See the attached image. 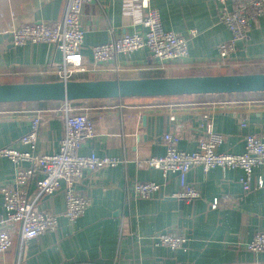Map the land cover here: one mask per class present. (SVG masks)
Masks as SVG:
<instances>
[{
	"label": "crops",
	"instance_id": "1",
	"mask_svg": "<svg viewBox=\"0 0 264 264\" xmlns=\"http://www.w3.org/2000/svg\"><path fill=\"white\" fill-rule=\"evenodd\" d=\"M150 5L158 10L166 30L181 34L197 31L188 42L185 57L161 61L147 49H139L119 54L110 63L89 65L73 79L264 72V16L236 40L235 52L221 60L216 47L232 34L219 21L215 0H150ZM65 10L66 0H0V80H57L54 69L60 52L47 42L15 46L10 31L32 21L60 20ZM80 27L81 53L87 65L92 45L106 42L112 35L144 30L133 23L123 0L84 4ZM114 63L118 72L112 70ZM60 105V101L0 103V147L28 149L17 141L29 128L30 118L40 115L36 151L56 152L63 135ZM73 105L82 109L95 127L94 136L78 152L116 156L125 162L82 172L75 189L87 196L88 205L74 222L61 215L63 193L38 195L32 179L27 188L29 199L36 209L57 214L58 227L21 244L14 224L11 246L0 255V264H13L18 257L25 264H264V250L250 251L245 246L256 231H264V163L254 169V178L263 179L262 187L246 195L239 182L240 169L214 167L204 172L193 165L186 181L197 188L200 197L190 201L174 195L180 191L177 173L163 175L160 169L136 164L137 159L164 154L161 136L177 124L178 147L195 150L205 114L211 116L214 130L223 135L219 151L242 152L247 133L261 134L264 141V92L87 99L73 101ZM241 120L246 124L242 128ZM12 175V162L0 157V187L10 183ZM145 181L159 183L160 190L149 198L136 197L133 185ZM215 197L218 206L211 208ZM2 213L0 193V217ZM164 230L185 233L189 238L185 249L154 245L150 236Z\"/></svg>",
	"mask_w": 264,
	"mask_h": 264
},
{
	"label": "built area",
	"instance_id": "2",
	"mask_svg": "<svg viewBox=\"0 0 264 264\" xmlns=\"http://www.w3.org/2000/svg\"><path fill=\"white\" fill-rule=\"evenodd\" d=\"M90 1L93 0H66L62 19L32 21L13 28L10 31L11 43L15 46L26 42L50 43L61 54L54 69L56 78L67 81L74 80L76 73L87 71L89 65L91 68L97 64L110 63L116 61L119 54L129 55L139 49H147L161 61L183 58L188 54L189 40L197 34L194 29H190L187 34L166 30L158 10L151 7L150 0H123V7L133 15V23L140 24L144 30L112 35L106 42L92 45L91 59L87 65L81 53L83 31L80 27V16L83 5ZM215 1L218 5L219 21L232 34L229 40L216 47L220 59L225 60L235 52L236 40L244 37L251 24L264 16V0ZM112 70L118 72L119 66L114 63ZM59 112L63 115V135L56 152L36 151L40 115L30 118L29 128L17 141L28 149L20 150L12 145L0 147V157L8 158L13 164L11 182L0 187L3 208L0 217V255L11 246V230L14 224L18 225L21 244L58 227L57 214L36 209L34 201L29 199L27 188L32 179L38 195L51 196L58 191L63 193L65 208L61 215L74 222L84 214L88 205L87 196L75 189L82 172L96 171L125 162L124 158L97 155L94 152L80 154L78 150L81 145L95 134L94 124L82 109L73 105V101H61ZM202 119L195 150L186 151L178 147L180 124H177L161 136L165 147L164 154L137 159L136 164L160 169L163 175L167 172L177 173L180 191L174 195L187 201L200 197L197 188L186 181V174L193 165H199L204 172L214 167L240 169L242 174L239 182L243 195L254 188L262 187L263 179L259 176L254 178V169L264 163L263 136L257 133L245 134L244 150L240 153L219 151L217 148L224 141L223 135L214 130L209 114H205ZM245 125L244 120L239 122L241 128ZM132 189L136 197L149 198L160 190V184L154 181L136 182ZM218 202L219 199L215 197L211 201V208H216ZM150 238L154 245L170 249H185L189 240L185 233L169 230L157 231ZM245 246L250 251H263L264 231H256ZM13 264L25 263L18 257Z\"/></svg>",
	"mask_w": 264,
	"mask_h": 264
},
{
	"label": "water",
	"instance_id": "3",
	"mask_svg": "<svg viewBox=\"0 0 264 264\" xmlns=\"http://www.w3.org/2000/svg\"><path fill=\"white\" fill-rule=\"evenodd\" d=\"M264 92V72L0 82V103Z\"/></svg>",
	"mask_w": 264,
	"mask_h": 264
},
{
	"label": "trees",
	"instance_id": "4",
	"mask_svg": "<svg viewBox=\"0 0 264 264\" xmlns=\"http://www.w3.org/2000/svg\"><path fill=\"white\" fill-rule=\"evenodd\" d=\"M224 73H227V72H224V71H219V72H208L206 74H224ZM231 73H240V72H231ZM242 73V72H241ZM185 75H190V74H185ZM90 79H94V78H90ZM182 96H190V95H182ZM193 96V95H191ZM168 97H178V96H160V97H139V98H168Z\"/></svg>",
	"mask_w": 264,
	"mask_h": 264
},
{
	"label": "rangeland",
	"instance_id": "5",
	"mask_svg": "<svg viewBox=\"0 0 264 264\" xmlns=\"http://www.w3.org/2000/svg\"><path fill=\"white\" fill-rule=\"evenodd\" d=\"M163 76H172V75H170V73H168V74L163 75ZM97 77H99V76H97ZM87 78H88V77H87ZM89 78H94V76H91V77H89ZM99 78H101V77H99ZM8 81H9L8 79L0 80V82H8Z\"/></svg>",
	"mask_w": 264,
	"mask_h": 264
}]
</instances>
